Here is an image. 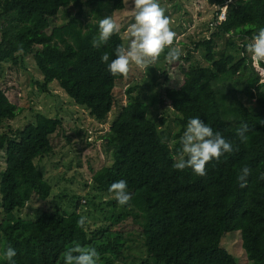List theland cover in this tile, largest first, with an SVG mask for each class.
<instances>
[{
  "label": "trees",
  "instance_id": "16d2710c",
  "mask_svg": "<svg viewBox=\"0 0 264 264\" xmlns=\"http://www.w3.org/2000/svg\"><path fill=\"white\" fill-rule=\"evenodd\" d=\"M212 1L219 6L213 33L195 42L207 63L192 62L191 53L180 56L177 60L190 62L188 67L180 64L183 82L167 85L161 94H146L141 80L127 86L126 104L101 135L112 162L92 168L90 186L100 200L64 188L55 194L58 190L37 162L54 153L52 135L63 126L62 117L39 112L22 128L6 126L23 109L0 86V150L6 160L0 168V233L2 250L16 249V264H63L65 252L74 245L95 248L98 264H115L130 248L116 227L127 218L140 229L145 264H239L221 245L235 231L241 233L249 263L264 264V180L259 179L264 173V77L243 47L264 26V0ZM225 5L226 18L221 19ZM114 7L112 0H0V68L5 63L25 65L33 56L44 90L57 82L93 118L107 120L119 105L117 83L128 72L110 74L100 57L108 53L113 58L125 39L118 31L99 47L92 41L98 36V21ZM61 10L70 18L55 24L53 17ZM37 18L50 20V31L34 24ZM217 37L233 48L232 38L243 40L236 52L219 54ZM166 53L167 47L158 56V67L167 60ZM155 72L150 67L151 77ZM155 103L175 114L173 143L165 126L169 118H158L150 106ZM193 116L219 131L234 149L207 162L204 176L171 166L172 157L179 155V137ZM241 122L248 124L243 140L236 131ZM245 166L250 174L240 187L236 177ZM118 179L127 181L131 193L120 209L114 198L104 200L112 195L108 186ZM34 201L45 205L29 218L23 211ZM80 216L86 217L83 227L77 224Z\"/></svg>",
  "mask_w": 264,
  "mask_h": 264
},
{
  "label": "rangeland",
  "instance_id": "374dc122",
  "mask_svg": "<svg viewBox=\"0 0 264 264\" xmlns=\"http://www.w3.org/2000/svg\"><path fill=\"white\" fill-rule=\"evenodd\" d=\"M112 1L115 7L113 10H109V15L120 26L119 32L124 37L126 46L128 42L127 26L132 22L131 0ZM159 5L164 9V13L170 21V28L176 34L172 45L181 50V56H187L191 53L192 62L205 65L207 61L201 50L195 46V42L213 33L211 23L219 6L212 0H159ZM69 18L70 16L61 10L57 16L53 17L52 21L55 24H62L67 22ZM33 23L49 31L51 29L50 20L37 18ZM242 40L238 37L232 38V41L236 43L235 48H233L225 38L217 37L216 49L219 54L226 51L236 52L241 47ZM189 63L184 59L172 62L165 60L163 65L158 67V57H156L147 67L130 64L126 78L119 81L116 86L119 105L105 121L93 118L85 107L77 105L57 82L51 83L48 87L49 90H44L38 83L42 81L43 75L33 56H28L25 59V65L22 63L17 65L5 63L0 68V86L12 101L23 109L17 118L9 120L6 126L22 128L33 122L39 112L48 116L58 114L62 117L63 126L52 135L54 153L39 159L37 164L44 169L46 178L55 185L54 190H58L56 195L60 194L59 190L64 188L70 193L79 194V196L82 195L86 198L90 196L91 200L94 198L100 200V197L93 196L92 186H90L92 168L99 169L112 162L111 151L106 148V143L101 135L109 130L112 121L117 117V112L120 111L121 106L126 104L125 90L127 86L133 81L141 80L146 94H151L153 91H158L161 94L167 85L179 86L182 84L183 69H181L180 64L188 67ZM152 66L156 72L151 77L149 69ZM255 66L264 76V69L258 64ZM150 106L158 118L163 114L169 118L165 126L168 127V141L173 143L172 134L177 129V124L172 108L169 106L162 108L161 105L157 106V103ZM5 161L4 151L0 150V168L5 164ZM112 199V195L104 196V200L110 201ZM81 201L84 204L85 198H81ZM92 202L90 203L91 206ZM44 205L45 203L42 201L31 202L23 213L24 215L25 213L28 214L27 217L33 218L36 216V210H43ZM120 207L122 205H119V209ZM88 208L89 206H86L85 210ZM95 214L100 215V212L96 211ZM1 218L2 216H0ZM116 227L123 231L130 248L124 249V258L117 259L115 264H145L143 260L148 255L139 235L138 226L133 223L132 219L127 218ZM2 243L0 233V250H2ZM221 245L236 257L239 264H250L242 245L240 231L228 232L222 238Z\"/></svg>",
  "mask_w": 264,
  "mask_h": 264
},
{
  "label": "clouds",
  "instance_id": "9594fccd",
  "mask_svg": "<svg viewBox=\"0 0 264 264\" xmlns=\"http://www.w3.org/2000/svg\"><path fill=\"white\" fill-rule=\"evenodd\" d=\"M131 4L132 22L127 26V45L116 46L114 57L111 59L108 53H103L100 57L101 61L107 65V71L112 75L126 74L130 64L139 67L149 66L166 47V59L169 62L176 61L181 56L179 48L169 47L173 44L176 34L170 28L169 18L160 7L159 0H131ZM119 30L120 26L112 16L105 15L98 21V36L93 39V46L99 47ZM243 47L254 64H264V26L259 27ZM236 131L241 140L245 139L248 124L241 122ZM179 144V155L172 157L171 166L176 170L190 168L199 176L206 175L207 162L219 160L224 153H231L234 150L230 141L225 139L219 131H214L198 116L187 120L179 137ZM249 174L250 170L247 166L240 169L236 177L240 187L245 186ZM259 179L264 180V173H260ZM108 192L119 205H126L131 199L125 179L113 181L108 186ZM85 223L86 217L80 216L77 224L83 227ZM16 254V249L12 246L0 250V264L5 262L16 264L13 259ZM97 260L98 252L95 248L74 245L65 252L63 264H97Z\"/></svg>",
  "mask_w": 264,
  "mask_h": 264
},
{
  "label": "built area",
  "instance_id": "2783aa9c",
  "mask_svg": "<svg viewBox=\"0 0 264 264\" xmlns=\"http://www.w3.org/2000/svg\"><path fill=\"white\" fill-rule=\"evenodd\" d=\"M226 9H227V6H224L223 9H222V12L220 14V18L221 19H225L226 18ZM255 65V64H254ZM263 69H264V65L263 64H259ZM256 67V66H255ZM256 69L261 73V71L256 67ZM262 74V73H261ZM264 77V76H263Z\"/></svg>",
  "mask_w": 264,
  "mask_h": 264
}]
</instances>
